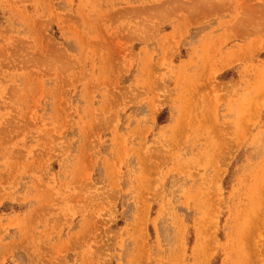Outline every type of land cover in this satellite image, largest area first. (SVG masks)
Here are the masks:
<instances>
[{
  "label": "rangeland",
  "instance_id": "obj_1",
  "mask_svg": "<svg viewBox=\"0 0 264 264\" xmlns=\"http://www.w3.org/2000/svg\"><path fill=\"white\" fill-rule=\"evenodd\" d=\"M128 1L0 0V264H264V0Z\"/></svg>",
  "mask_w": 264,
  "mask_h": 264
},
{
  "label": "bare ground",
  "instance_id": "obj_2",
  "mask_svg": "<svg viewBox=\"0 0 264 264\" xmlns=\"http://www.w3.org/2000/svg\"><path fill=\"white\" fill-rule=\"evenodd\" d=\"M127 1H128V0H127ZM262 1H263V0H262ZM128 2H129V1H128ZM197 2L199 3L198 5H196V7L198 8V11L200 10L199 12H201V10H202V12L204 11V12L207 13V10L205 11V10L202 9V8H204V9L207 8L206 6H208V5L205 4L207 1L204 0L203 3H204V2H205V3H204V4L202 3V5H204L205 7H202V5L200 4L201 1L199 2L198 0H196L195 3H197ZM232 2H233V0H231L228 4H230V3L232 4ZM171 3H172V2H170V5L173 6L174 3H172V4H171ZM195 3H194V5H195ZM222 3H223V2H222ZM222 3L220 2L221 5L225 4V3H223V4H222ZM191 4H193V2H192ZM191 4H189V5L187 4V6H190ZM220 4H219V2L217 3V5H219V6H218L219 8H220V6H221ZM226 4H227V3H226ZM226 4L223 6L224 9H223V8H220L218 11H219V12H221L222 10L225 11V9L229 6L228 4H227L228 6H227ZM231 4H230V5H231ZM233 4H234V3H233ZM182 5L185 6L186 4L184 3V4H182ZM194 5H191L192 8H190V9H196V7H195ZM187 6H186V8H187ZM193 6H194V8H193ZM225 6H227V7H225ZM209 7H211V6L209 5ZM209 7H208V9H209ZM212 7H214V5H212ZM212 7L209 9V10L212 9V11H209V13H210V12H213L214 9H215V11L217 10L216 4H215V8H214V9H213ZM173 8H174V7H173ZM186 8L183 7V8H182V11H183V9H184V11H187V9H188V10H189L188 13L193 14V16H194V13L197 11V10H196V11H194V13H192L193 11L191 12V10H190L189 8H187V9H186ZM254 8H255V7H254ZM254 8H253V9H254ZM154 9H155V8H154ZM175 9H177V8H175ZM178 9L180 10L181 8L178 6ZM178 9H177V10H178ZM255 9H256V8H255ZM161 10H162V9H161ZM179 10H178V11H179ZM162 11H163V10H162ZM162 11H161V12H162ZM218 11H217V12H218ZM252 11H253L252 13L255 12V10H252ZM140 12H141V11H140ZM163 12H164V11H163ZM204 12L202 13V15H203V14H204V15L206 14V13H204ZM219 12H218V13H219ZM184 13H185L184 17L188 15L187 12H184ZM184 13H183V14H184ZM197 13H198V12H196V14H197ZM171 14H174V13H171ZM186 14H187V15H186ZM190 14H189V15H190ZM198 14H199V13H198ZM198 14H197V17L199 16ZM200 14H201V13H200ZM207 14H208V13H207ZM202 15H200V16L202 17ZM164 16L167 17V15H164ZM164 16H163V17H164ZM193 16L191 15L190 17H189V16L186 17V19L189 17V18L187 19L189 22H190V20H191L190 24H191V23H195V24H196L197 22L200 21V20H198V19H200V18L196 19L197 17H195L196 21H197V20H198V21L196 22V21L194 20L195 22H193V21H192L193 19L191 18V17H193ZM195 16H196V15H195ZM200 16H199V17H200ZM210 16H211V15H210ZM205 17H206V18L209 17V14H208V16L205 15ZM190 18H191V19H190ZM193 18H194V17H193ZM203 18H204V16H203ZM203 18H202V19H203ZM241 18H243V17H241ZM247 18H248V16H246V18L244 19V21L247 20ZM186 19H185V20H186ZM202 19H201V20H202ZM240 21H241V20H239V22H236V23H238V24H235V25H233V26L235 27V29H240V28H241V30H243V29H242V26L245 25V27H247V26H246V21H245L243 24H242V21H241V22H240ZM254 22H255V21H254ZM239 23H241V24H239ZM250 24L253 26L254 23H252V21H251ZM255 24H256V23H255ZM236 25H237V26H236ZM238 25H240V26H238ZM252 26H251V27H252ZM210 27H211V26H209V28H210ZM236 27H237V28H236ZM201 28H202V27H201ZM206 30H207V29H206ZM201 31H202V30H201ZM240 32H244V31H240ZM210 34H211V33H210ZM207 37H209V36H207ZM207 37H206V38H207ZM193 38H194V37H193ZM194 39H195V38H194ZM201 39H202V38H201ZM188 41H189V40H188ZM196 42H197V41H196ZM188 43H189V42H188ZM204 43H206V42H204ZM197 44H198V43H197ZM194 45H195V44H194ZM194 45H193V46H194ZM197 46H198V45H197ZM187 47H188V46H187ZM191 47H192V46H191ZM194 48H195V47H194ZM198 48H199V47H198ZM196 50H197V49H196ZM193 51H194V50H193ZM59 52H60V51H59ZM61 52H62V51H61ZM61 52H60V53H61ZM195 52H196V51H195ZM60 53H58V54H60ZM60 55H61V54H60ZM58 56H59V55H58ZM63 56H64V55L59 56V57L61 58V57H63ZM254 80H255V79H254ZM252 81H253V80H252ZM255 81H256V80H255ZM257 81H258V79H257ZM259 87H260V85H259ZM245 104H246V103H245ZM247 104H248V103H247ZM249 105H250V104H249ZM239 107H240V106H239ZM177 108H178V107H177ZM173 111H174V110H173ZM173 116H175V115H173ZM172 118H173V117H172ZM170 121H171V120H170ZM172 121H173V120H172ZM178 124H179V123H178ZM240 139H242V138H240ZM233 145H234V143H233ZM233 145H231L232 148H233L234 146L236 147V145H234V146H233ZM231 146H230V147H231ZM230 147H229V148H230ZM234 149H235V148H234ZM230 150H231V149H230ZM230 150H226V151H224V152L221 154L220 157H222L223 155H226V153H228ZM231 151H233V150H231ZM231 151H230V152H231ZM234 151H235V150H234ZM230 152H229L228 155H230ZM232 154H233V153L231 152V155H232ZM231 155H230V156H231ZM224 157H225V156H224ZM224 157L219 158V159H223ZM226 157H227V156H226ZM228 157H229V156H228ZM228 157H227V161H228V159L230 158V157H229V158H228ZM222 161H223V160H222ZM225 161H226V159H225ZM227 161H226V162H227ZM82 162H83V161H82ZM82 162H81V163H82ZM223 162H224V161H223ZM226 162H225V163H226ZM78 163H79V162H78ZM82 165H83V164H82ZM82 165H80V166H82ZM78 166H79V164H78ZM86 167H87V166H86ZM81 168H82V167H81ZM83 168H85V165H84ZM86 169H87V168H86ZM82 170H84V169H81L79 172H80V173L83 172ZM108 171H109V170H108ZM77 172H78V171H77ZM111 173H112V172L110 171V173L108 174V176H109V175L112 176ZM82 174H83V173H82ZM82 174H81V176H84V174H83V175H82ZM105 174H107V172H106ZM217 175H218V174H217ZM76 177H77V176H76ZM215 177H216V175H215ZM215 177H213V178H215ZM78 178H79V177H78ZM112 178H113V176H112ZM79 179H80V178H79ZM79 179H77V181H78ZM181 181H182V180H181ZM213 182H214V180H213ZM211 183H212V182H211ZM260 183H261V181H260ZM244 212H245V211H244ZM131 258H132V257H131ZM132 259H134V258H132Z\"/></svg>",
  "mask_w": 264,
  "mask_h": 264
},
{
  "label": "crops",
  "instance_id": "obj_3",
  "mask_svg": "<svg viewBox=\"0 0 264 264\" xmlns=\"http://www.w3.org/2000/svg\"><path fill=\"white\" fill-rule=\"evenodd\" d=\"M252 18L250 17V16H248V18H247V20L246 21H248V20H251Z\"/></svg>",
  "mask_w": 264,
  "mask_h": 264
}]
</instances>
